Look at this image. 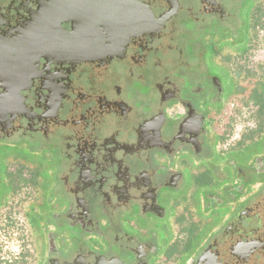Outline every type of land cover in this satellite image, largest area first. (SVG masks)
I'll return each instance as SVG.
<instances>
[{"label":"flooded vegetation","instance_id":"1","mask_svg":"<svg viewBox=\"0 0 264 264\" xmlns=\"http://www.w3.org/2000/svg\"><path fill=\"white\" fill-rule=\"evenodd\" d=\"M257 2L132 0L143 28L122 42L126 14L111 0H0V194L31 187L24 214L47 228L41 264H148L163 241L165 252L195 244L184 264H264V179H251L264 159L229 175L215 165L202 181L218 121L238 107L240 59L225 48L257 36ZM187 23L200 41L182 35ZM80 31L95 34L93 51L79 52ZM48 34L61 45L49 50ZM47 176L57 221L43 208Z\"/></svg>","mask_w":264,"mask_h":264},{"label":"rangeland","instance_id":"2","mask_svg":"<svg viewBox=\"0 0 264 264\" xmlns=\"http://www.w3.org/2000/svg\"><path fill=\"white\" fill-rule=\"evenodd\" d=\"M260 29H264V28H259L257 29V32L260 33ZM184 36H191L193 37L195 35V39L200 41V38H202V34L200 32L196 33V30H194L192 28V25L187 23L184 28H183V33ZM193 34V36L191 35ZM263 39V38H262ZM186 38H184L182 41L185 42ZM187 45L189 46V43H187ZM187 46V47H188ZM249 50V51H248ZM225 51H229V53H235L238 54V58L240 59V61H244V62H248V60H246L243 56H249L252 52V56L251 59L254 58L256 60H252L255 61L254 63L256 64L257 61L260 63H264V41L261 43H258L256 45V41H254L253 37L251 38L249 37H245L244 35V39L240 42V45L236 46V48H232L231 46H228L227 49L225 48ZM220 52V51H218ZM212 57V56H210ZM244 58V59H243ZM189 60H194L193 58L189 59ZM212 60V58H210V61ZM209 61V62H210ZM219 64V62H218ZM217 64V65H218ZM215 63L213 64V62L208 63L209 69L212 73H216L218 76L220 77H228V73L224 72L223 67H227L225 63H221V66L219 65V67L217 66ZM264 64H260V66H263ZM224 75V76H223ZM247 82H243V85L246 87L248 86ZM142 95H140L141 97ZM250 102L246 101L244 102L245 104H254V102L258 101V97L255 96V93L251 92L250 94ZM255 105V104H254ZM244 110L245 107H243ZM252 108V107H251ZM249 110V112H252L253 114L256 112L255 108H252ZM235 115L234 113V108L230 105L227 106V108H225V115L223 117V120L228 121L229 117L227 118V116H230L231 119L233 118V116ZM262 140L258 141L257 143L253 144L250 143L249 146H247L248 148L246 149H240L237 150L235 153H229L228 156L224 157V162L222 163L221 166H223L226 175H229V173H231V169L233 170H238V168H242L243 170L247 169V166L250 165L251 163H253L255 165V162H258L260 160L264 159V152L263 154L261 151V148L264 147V138H261ZM231 150V149H230ZM260 152V153H259ZM212 153V151L209 152V155ZM259 153L260 156H256L253 157V154ZM213 156V155H212ZM212 156L210 155V160L216 165L217 162H214V160H212ZM216 160L219 161L218 157L215 156ZM260 159V160H259ZM222 162V161H220ZM253 165V166H254ZM53 169L49 164H48V168L47 170ZM248 171V169L246 170ZM228 177L225 178L228 179ZM252 179V183L257 182V181H261L262 179H264V175H255ZM202 181H206L208 182L207 185L211 184V179L210 177H208V179H203ZM203 183V182H202ZM226 183V182H225ZM47 188L45 187V192H47V195L50 194L53 196V200L51 199V197H49L48 199L50 201H47L45 206L43 207L48 213L53 214V221H57L56 218H59L60 215H58L59 213L57 212V207H56V203L59 200V197L56 191L52 190V184H54L53 178L47 176ZM29 184L26 182L23 183H19L16 184L14 187V193L11 195V197H9L8 194V189L1 192L0 194V264H35L36 263V258L35 256L40 255L43 256L46 252L47 246H46V242L47 240L43 237L44 233L47 232V228H45L44 222H40L36 219H31L28 217V215L24 214L25 208H26V204H27V199L28 196L31 197L32 195V189L30 186H28ZM6 196H8L7 198H5ZM31 199V198H29ZM55 204V206H54ZM9 214V218L7 217ZM21 214V215H20ZM56 214V217L55 215ZM137 215V214H136ZM12 216L19 217L22 216L25 219V224L27 225L28 228V233L32 232L34 228V234L33 237L36 240V243H34L33 237L30 241L29 235L25 238L23 237V235L21 234V232L19 231H15V229H19L20 227L16 225V223L13 221ZM131 217V216H129ZM46 222L49 220L44 219ZM164 225L168 226V221L167 222H163ZM18 233H15V232ZM208 231H210V226H208ZM207 231V232H208ZM29 233V234H30ZM136 234H138V232L136 231ZM200 235V234H199ZM200 237V236H199ZM198 239V238H197ZM28 241H30V245H31V252L29 251V249L27 248L28 246ZM34 243V245H33ZM68 243V242H67ZM76 246H78L79 242H74ZM160 246L157 247V251L154 252L153 254L149 255L148 257V264H169V261H167L170 257V253H164L166 247H162V243L163 242H159ZM179 243H182L179 240ZM27 244V246H26ZM36 244V248L34 247ZM68 247H70L69 243H68ZM195 244L192 242L189 247L187 248V252H183L179 255V261L177 264H184L186 259L189 258L191 255L194 254V249ZM38 254H37V251ZM163 251V252H162ZM162 253L165 256H162ZM165 259V261H163V259ZM171 260V259H170Z\"/></svg>","mask_w":264,"mask_h":264},{"label":"crops","instance_id":"3","mask_svg":"<svg viewBox=\"0 0 264 264\" xmlns=\"http://www.w3.org/2000/svg\"><path fill=\"white\" fill-rule=\"evenodd\" d=\"M259 6L260 8L262 7V13L259 14L258 16L259 20L258 22H256L257 36L254 37V41H256V45L264 41V38L262 39V36H260L259 33L257 32V29L261 27L264 28V0H258L257 2L258 9H260ZM251 56H252V52L249 56L244 57L246 60H248L247 63L244 61L238 60V62L233 66V68L235 69L234 71L239 76L238 81H237V87L232 92L233 95L238 99L237 101L238 107L236 108V110H234L235 115L231 119L232 122H231L230 127L228 126L227 121L223 120L225 111H224L223 117L222 118L220 117L218 121V131H219L218 133L222 135V138L219 144V148H220L219 152L215 155L218 157L219 161H217L215 157L212 159L214 160V162H217L216 165H220V164L222 165V163L224 162L223 161L224 157L228 156L227 153H223V151H225L227 147L232 148L234 146L231 153L233 152L235 153L237 150L248 148L247 146H249L250 143L255 144L258 141L262 140L261 139L262 137L264 138V115H260L259 113L260 104L258 102H254L255 105L253 103L252 104L244 103L246 101L250 102L249 100H250L251 92L255 93V96L259 94V97L261 96L264 97V65L260 66V64H264V63H260L257 61V63L255 64L254 63L255 61H250V60H256L254 58L250 59ZM244 81L248 83V86L245 87L243 85ZM243 107H245L246 110H244ZM251 107L255 108L256 110L254 114L252 112H249ZM236 140H238L237 144L235 143ZM233 143L236 145H234ZM261 151H262L261 154H263L264 147L261 148ZM259 153L253 154V157H256L257 155L260 156L261 154L259 155ZM191 165L193 166V163H191ZM208 165H209L207 167L208 173H209L208 177H210V179H213L216 177L213 171L214 169H216L215 164L210 160ZM223 171H224V168H223ZM29 233L28 235H29V238L31 237L30 238V241H31L33 237L32 232L30 234ZM34 247L36 248V244ZM183 252H187V248H185L184 246L172 247V248L169 247L166 250V252L164 251V253H168V254L170 253V257H168L169 259L167 260L169 261V264H177L179 261L178 259L179 255ZM37 254H38V251H37ZM162 256H165V255L162 253ZM35 258H36L35 264H41L44 258V255L41 257L40 255L38 256L36 255ZM189 258H187L186 261ZM162 259L163 261H165L164 258Z\"/></svg>","mask_w":264,"mask_h":264},{"label":"water","instance_id":"4","mask_svg":"<svg viewBox=\"0 0 264 264\" xmlns=\"http://www.w3.org/2000/svg\"><path fill=\"white\" fill-rule=\"evenodd\" d=\"M108 9H110L112 13H114L115 10L119 9L122 11V13L126 14V17L124 18L125 24H123V26L121 27V33L118 35L116 39H121V41L124 42L130 36V34L132 35V33H136L142 30L143 28L142 19H137L135 18V16H133V14L137 12V10L133 5L132 0H122V2L120 1L117 2V4L115 0H111V6H109ZM114 30H116L114 27H108V31L114 32ZM76 35L80 36L78 37L79 39L78 42H76L80 53L93 51L89 49L88 46H98L99 44L96 41L95 34L92 31H90V33L87 34L80 31L79 34L76 33L74 35H71V38L73 36L75 37ZM114 35L115 33H112L111 36L113 37ZM53 36L55 37V34H48L47 46L49 50L56 49L58 46L61 45L54 41L51 42ZM81 56H83V54ZM81 56L80 58H82ZM51 264H89V263L84 258L77 257L72 262L59 263L57 260H53V263ZM94 264H123V263H121L117 259L106 260L104 257H100V259H97V262H95Z\"/></svg>","mask_w":264,"mask_h":264},{"label":"built area","instance_id":"5","mask_svg":"<svg viewBox=\"0 0 264 264\" xmlns=\"http://www.w3.org/2000/svg\"><path fill=\"white\" fill-rule=\"evenodd\" d=\"M260 36H262V38H264V29H261L260 30V33H259ZM251 59V58H250ZM252 61V60H250ZM21 215V214H20ZM12 219L13 221L16 223L17 227L19 226L20 227V230L19 229H15V231H19L21 232V234L23 235V237H27L28 236V228H27V225L25 224V219L22 217V216H19V217H14L12 216ZM14 231V232H15ZM15 233H18V232H15ZM27 246V244H26ZM27 248L29 249V251L31 252V245H30V241H28V246Z\"/></svg>","mask_w":264,"mask_h":264},{"label":"trees","instance_id":"6","mask_svg":"<svg viewBox=\"0 0 264 264\" xmlns=\"http://www.w3.org/2000/svg\"><path fill=\"white\" fill-rule=\"evenodd\" d=\"M258 20H259V18L256 20V22H258ZM256 97H258L257 102L260 104L259 113H260V115H264V97L263 96L259 97V94H257Z\"/></svg>","mask_w":264,"mask_h":264}]
</instances>
